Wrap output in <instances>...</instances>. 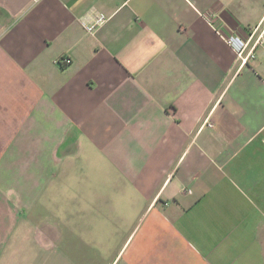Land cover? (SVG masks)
I'll list each match as a JSON object with an SVG mask.
<instances>
[{"label":"crops","instance_id":"obj_1","mask_svg":"<svg viewBox=\"0 0 264 264\" xmlns=\"http://www.w3.org/2000/svg\"><path fill=\"white\" fill-rule=\"evenodd\" d=\"M262 34L264 0H0V264H264Z\"/></svg>","mask_w":264,"mask_h":264},{"label":"built area","instance_id":"obj_2","mask_svg":"<svg viewBox=\"0 0 264 264\" xmlns=\"http://www.w3.org/2000/svg\"><path fill=\"white\" fill-rule=\"evenodd\" d=\"M108 20V18L104 14H94L92 16L91 20H84L81 21L80 26L83 28V30L88 34H93L95 31L100 28L105 22ZM252 38L248 40L241 39L240 37L230 35L225 38L227 46H229L239 57H243L244 60L246 59H254V49H250V42ZM261 41H264V35H260L257 39V43H260ZM245 55V56H244ZM63 64L69 65L70 61L64 60L62 61Z\"/></svg>","mask_w":264,"mask_h":264}]
</instances>
